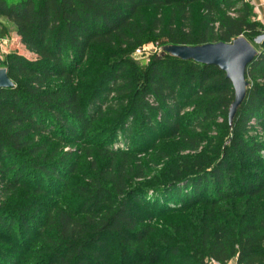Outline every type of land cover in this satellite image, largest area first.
<instances>
[{
	"label": "trees",
	"instance_id": "16d2710c",
	"mask_svg": "<svg viewBox=\"0 0 264 264\" xmlns=\"http://www.w3.org/2000/svg\"><path fill=\"white\" fill-rule=\"evenodd\" d=\"M151 9L156 15L146 19ZM0 18L13 25L20 44L35 55L29 60L9 53L0 62L13 85L0 89L2 198L30 190L40 198L50 182L55 187L64 183L76 166L67 165L66 154L56 158L57 149L43 156L47 143L83 140L111 103L118 107L113 135L105 136H111L110 144L102 146L106 163L86 178L88 185L74 209L52 216V234L39 251L40 264H47V259L48 264H90L102 241L125 263L206 264L212 259L219 264H264V144L250 135L252 123L264 132V41L246 68L245 98L231 122L234 92L218 67L165 54L141 68L117 51H135L150 43L227 44L239 37L252 45L264 34V26L254 19L249 4L0 0ZM7 33L0 23V39ZM90 58L105 64L83 103L74 82ZM197 98L202 103L191 126L202 127L218 111L227 143L214 159L184 170L174 168L171 178L152 188H136L134 180L147 176L144 167L118 158L141 152L140 146L158 132L164 138L177 137L182 110ZM131 136L139 143L129 149ZM118 137L126 147H119ZM6 202L0 197V264H19L3 249L2 237L8 238V248L17 246L15 252L25 254L29 235L40 230L38 208L29 213L32 201L12 208ZM183 217L185 221L172 230L166 226L157 232L148 224L154 218L175 222Z\"/></svg>",
	"mask_w": 264,
	"mask_h": 264
},
{
	"label": "rangeland",
	"instance_id": "374dc122",
	"mask_svg": "<svg viewBox=\"0 0 264 264\" xmlns=\"http://www.w3.org/2000/svg\"><path fill=\"white\" fill-rule=\"evenodd\" d=\"M155 13V10H147L145 12V18H152L156 15ZM5 37H7L8 42L6 45L2 46L3 50H0V62L4 56L9 53H17L29 60L35 59V55L29 53L20 44L19 38L17 39L13 32H8ZM252 45L257 50L260 44H257V42L253 40ZM168 47L170 46H158L155 43H150L139 49L140 52H137V50L128 51L125 48H123L124 51L120 49L117 51L119 54H123L134 60L139 67L143 68L152 58H159L168 54L166 49ZM104 64L105 60L94 61L91 58L86 59L79 73H77L74 84L83 103L88 100L92 90L95 88L94 82L96 76L103 69ZM0 69H3L1 65ZM201 103V99H193L189 103L190 106L182 110L179 118V135L177 137L164 138L158 132V135H156L153 141L151 140L149 144L140 146L141 152H137V150L130 151L124 158H118L119 160L123 159V161L128 162L129 166L133 167L134 164L140 163L144 167L147 176L142 180H134L133 185H135L136 188L139 187L140 184H143L142 187L145 189L152 188L168 178H171L174 168L184 170L186 168H192L197 162H207L210 159H214V153L218 148L227 143V136L224 135V129L221 128L223 125V118L220 117L221 113L218 111H215L214 117L206 121L202 127L195 129L191 126L193 118L197 114L196 110H198ZM117 108L116 103H111L110 106L107 107L106 113L92 124L87 136L83 140L79 139L76 143L72 142L66 144L61 143L59 140L52 139L50 143H47V149L45 153H43V156H48L47 154L51 152V150L57 149L58 154L56 158L61 154H66L68 158L66 160L67 165L71 168L74 164V166H76L74 173H67V178L64 183L57 184L58 186L55 187V185L50 182V188L47 190L43 189L44 196H40V198L34 196L31 193L32 190L28 192H11L8 196H4L3 198L0 196L3 202L7 201L6 203L10 208L27 203V201L33 202L32 206L28 209L29 213H34L35 208H38V215H35V219L39 223L40 230L37 229L38 232H32L29 235L28 245L24 249L25 254L15 252V250H18L17 246H11L9 249L7 245L8 238L6 236L2 237L3 242L1 243L4 244L3 249L9 250L10 254H13L19 259V264H40L41 252L39 251L46 242L48 236L52 234V216L60 211L74 209L75 207L73 206L75 202L80 199L83 195L85 186L88 185L86 183V178L89 175H95V172L98 173L101 171L100 166L106 163V157L103 156L102 146L105 147L110 144L111 136H105L109 133L113 135L110 129L116 125ZM252 125H254V127L250 135H252L257 142L264 144V132L258 125L253 123ZM118 138L120 142L119 147H126V144L121 142L122 140H120V137ZM138 143L139 141L135 143L134 137L131 136L128 148L130 149L133 146H138ZM262 159L264 161V156H262ZM94 161L96 165L92 167ZM148 195L152 196V193L149 192ZM32 216L33 214L31 217ZM184 217L175 222L168 218H156V220L154 218L153 221L148 224L149 226L154 224L155 230L156 227L159 229L157 232L161 229H165L166 226L169 227V230H172L185 221L183 220ZM171 223H174L173 226L170 225ZM100 248L97 255L90 260V264H137L135 262L125 263L119 261L105 241H102ZM48 263L49 260L47 259V264Z\"/></svg>",
	"mask_w": 264,
	"mask_h": 264
},
{
	"label": "water",
	"instance_id": "95a60500",
	"mask_svg": "<svg viewBox=\"0 0 264 264\" xmlns=\"http://www.w3.org/2000/svg\"><path fill=\"white\" fill-rule=\"evenodd\" d=\"M264 38L261 35L255 39L260 44ZM167 49L171 56L192 60L196 63L216 66L225 73L226 79L231 82L234 101L229 109L228 121L231 122L236 110L242 104L247 88L245 71L247 66L257 55L256 49L243 37H239L232 43L206 44L197 47L170 46ZM5 69H0V89L12 87Z\"/></svg>",
	"mask_w": 264,
	"mask_h": 264
},
{
	"label": "crops",
	"instance_id": "0c3cea01",
	"mask_svg": "<svg viewBox=\"0 0 264 264\" xmlns=\"http://www.w3.org/2000/svg\"><path fill=\"white\" fill-rule=\"evenodd\" d=\"M250 6L254 12V19L264 26V0H251ZM0 23L7 28L8 32H13L14 36L18 39L11 23L4 18H0Z\"/></svg>",
	"mask_w": 264,
	"mask_h": 264
},
{
	"label": "built area",
	"instance_id": "2783aa9c",
	"mask_svg": "<svg viewBox=\"0 0 264 264\" xmlns=\"http://www.w3.org/2000/svg\"><path fill=\"white\" fill-rule=\"evenodd\" d=\"M242 2L247 3V4L250 5L251 0H242ZM263 35H264V34H263ZM7 40H8L7 37H4L3 39H0V50H1V51L3 50L2 46H3V45H6V43L8 42ZM263 41H264V38H263L262 42H263ZM262 42H261V43H262ZM261 43H260V44H261ZM137 52H140V50L138 49ZM206 264H219V263H217L216 261H214V260H212V259H208V260L206 261ZM228 264H236V262H235V261H231V262H229Z\"/></svg>",
	"mask_w": 264,
	"mask_h": 264
}]
</instances>
